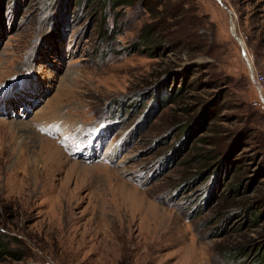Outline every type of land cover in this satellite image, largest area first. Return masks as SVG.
<instances>
[{"label": "rangeland", "instance_id": "374dc122", "mask_svg": "<svg viewBox=\"0 0 264 264\" xmlns=\"http://www.w3.org/2000/svg\"><path fill=\"white\" fill-rule=\"evenodd\" d=\"M220 1L0 0V264H264V0Z\"/></svg>", "mask_w": 264, "mask_h": 264}, {"label": "trees", "instance_id": "16d2710c", "mask_svg": "<svg viewBox=\"0 0 264 264\" xmlns=\"http://www.w3.org/2000/svg\"><path fill=\"white\" fill-rule=\"evenodd\" d=\"M134 1L135 0H107V2L111 3V7L113 10L117 9V8H120V7H130L131 5H134ZM107 2H103L104 3H107ZM144 2V0H143ZM155 4V3H154ZM142 6L144 4H141ZM156 6L157 5H153V7H149V10L153 8V10H151V13L154 14L155 11H156ZM146 6H144L143 8H145ZM156 14V13H155ZM154 14V16H155ZM157 27H158V30L165 33L166 31H170L171 34H175L176 32L174 31V26L173 25H168V23L165 21V18H162L160 19V21H158L157 23ZM157 29H153L152 31L148 30V28L144 29V31H142V34L140 35V38H139V41L142 43V48L141 50H143L145 48V44H148L149 42L152 44V34L155 33V32H158ZM165 38L163 37V41L162 42H167L168 40H172L173 38H171V36L166 32L165 33ZM160 43V42H159ZM140 45H138L137 49L139 48ZM160 45L159 44H155L154 43V46L150 49L151 50V54H153L154 50L159 47ZM6 244L4 243H1L0 242V255H3L6 254V255H9V256H12L14 257V259H16V257H18L15 253H12V252H9V251H6Z\"/></svg>", "mask_w": 264, "mask_h": 264}, {"label": "built area", "instance_id": "2783aa9c", "mask_svg": "<svg viewBox=\"0 0 264 264\" xmlns=\"http://www.w3.org/2000/svg\"><path fill=\"white\" fill-rule=\"evenodd\" d=\"M251 76L259 94L260 104L264 107V75L260 74L256 76L252 74Z\"/></svg>", "mask_w": 264, "mask_h": 264}, {"label": "water", "instance_id": "95a60500", "mask_svg": "<svg viewBox=\"0 0 264 264\" xmlns=\"http://www.w3.org/2000/svg\"><path fill=\"white\" fill-rule=\"evenodd\" d=\"M219 2L220 5H222V7H224V5L222 4V2L220 0H217ZM225 8V7H224ZM226 9V8H225ZM229 15H230V18L232 19L231 17V13L230 11H228ZM230 19V32L232 34V36L237 40V42L239 43L240 45V48H241V54H242V57L244 58L245 62L247 63V66L249 67L250 71H251V68H250V63L248 61V59L246 58V55H245V52H244V46L242 44V41L236 36L235 32L233 31V28H232V20ZM251 77V80L253 81L252 79V76L250 75Z\"/></svg>", "mask_w": 264, "mask_h": 264}, {"label": "bare ground", "instance_id": "6f19581e", "mask_svg": "<svg viewBox=\"0 0 264 264\" xmlns=\"http://www.w3.org/2000/svg\"><path fill=\"white\" fill-rule=\"evenodd\" d=\"M234 31V30H233Z\"/></svg>", "mask_w": 264, "mask_h": 264}]
</instances>
